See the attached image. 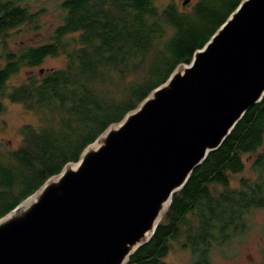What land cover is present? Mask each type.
I'll use <instances>...</instances> for the list:
<instances>
[{
  "label": "trees",
  "instance_id": "1",
  "mask_svg": "<svg viewBox=\"0 0 264 264\" xmlns=\"http://www.w3.org/2000/svg\"><path fill=\"white\" fill-rule=\"evenodd\" d=\"M46 0H0V95L35 112L18 148L0 150V217L37 191L109 125L121 121L180 63H190L242 0H198L181 9L157 0H55L62 23L52 40L9 49L5 37L25 24L40 28L51 12ZM58 3V6H57ZM145 11V12H144ZM65 55V66L30 72L7 90L23 67ZM5 105L0 100V114ZM256 155L239 185L232 174ZM264 208V98L249 109L220 148L178 191L150 242L127 264H166L178 243L192 253L191 264H211L213 251L246 233L252 211Z\"/></svg>",
  "mask_w": 264,
  "mask_h": 264
},
{
  "label": "water",
  "instance_id": "2",
  "mask_svg": "<svg viewBox=\"0 0 264 264\" xmlns=\"http://www.w3.org/2000/svg\"><path fill=\"white\" fill-rule=\"evenodd\" d=\"M263 98L264 0H242L190 63L0 217V264H127Z\"/></svg>",
  "mask_w": 264,
  "mask_h": 264
},
{
  "label": "rangeland",
  "instance_id": "3",
  "mask_svg": "<svg viewBox=\"0 0 264 264\" xmlns=\"http://www.w3.org/2000/svg\"><path fill=\"white\" fill-rule=\"evenodd\" d=\"M185 0H157L161 7L170 2H175L181 9L190 8L198 0H190L186 5ZM46 5L51 10L44 15L41 20L40 28H34L32 24H25L12 30L5 37L8 41L9 49L19 50L28 45H40L52 40L54 29L62 23V10L56 8L55 0H46ZM58 6V3H57ZM6 64L4 49L0 43V67ZM66 57H48L46 60L35 67H23L18 73L13 75L8 81L7 90L13 85L23 83L30 72L44 74L46 70L65 66ZM44 69L41 72V69ZM0 100L4 103L5 109L0 114V150L7 151L19 147L22 135L20 130L26 124L38 125L39 116L26 109L22 103H14L6 96L0 95ZM256 155L247 154L244 159L246 166L244 170L237 174H232V184L238 186L240 179L245 176H256L252 170V163ZM250 227L246 233L234 238L232 243L220 247L213 251L211 264H264V208L252 211ZM166 264H191L192 253L182 249L178 243L173 245L169 255L164 259Z\"/></svg>",
  "mask_w": 264,
  "mask_h": 264
},
{
  "label": "bare ground",
  "instance_id": "4",
  "mask_svg": "<svg viewBox=\"0 0 264 264\" xmlns=\"http://www.w3.org/2000/svg\"><path fill=\"white\" fill-rule=\"evenodd\" d=\"M145 12V11H144Z\"/></svg>",
  "mask_w": 264,
  "mask_h": 264
}]
</instances>
